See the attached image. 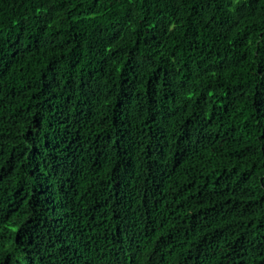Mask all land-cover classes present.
<instances>
[{"label":"trees","instance_id":"16d2710c","mask_svg":"<svg viewBox=\"0 0 264 264\" xmlns=\"http://www.w3.org/2000/svg\"><path fill=\"white\" fill-rule=\"evenodd\" d=\"M0 264H264V0H0Z\"/></svg>","mask_w":264,"mask_h":264}]
</instances>
